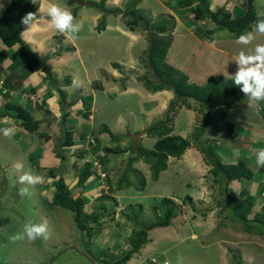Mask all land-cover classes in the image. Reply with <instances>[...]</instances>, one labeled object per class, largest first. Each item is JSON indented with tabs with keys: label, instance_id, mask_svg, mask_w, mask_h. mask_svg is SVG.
<instances>
[{
	"label": "rangeland",
	"instance_id": "1",
	"mask_svg": "<svg viewBox=\"0 0 264 264\" xmlns=\"http://www.w3.org/2000/svg\"><path fill=\"white\" fill-rule=\"evenodd\" d=\"M87 1L92 0H84L83 3H81L82 5H79L77 2H73V4L74 6H77L78 9L80 6H87ZM160 1L161 0H141L140 3H138L137 8L144 10L145 15H151L152 17L157 15H167L169 13L174 17L176 24L178 20H176L170 10L167 11L163 8L158 10L161 7L159 5ZM213 1L214 0H208L209 3H213ZM128 3L129 0H110V2H105L104 6L108 8L118 7L123 11L127 8ZM238 7L241 9L240 6L235 5L234 11L238 9ZM254 7L258 14L264 13V0L254 3ZM90 8L96 10L93 7ZM184 9L187 10L186 8ZM223 11L226 10H221V12ZM243 11L236 15L239 16ZM217 12H220V10L218 9ZM98 13L99 17L96 22H98L103 14L102 12ZM107 16L115 17V20L118 23L120 22L127 30H129L124 23V16L122 13L114 15L113 12H108L106 13V21ZM189 18L195 23V27L205 26L202 24V22L205 21L197 19L196 13ZM81 22L84 25L82 31H80L74 38L73 36L68 35L70 36L69 38L76 43V46L73 45L77 48V52L63 51L61 53V59H66L67 63L74 67L73 74L83 81L85 86L88 85L90 88L91 85L88 81L91 80L95 84L96 80L94 77L101 72V69L103 70V67L101 66H104L108 60H112L115 63L111 65L116 72V75H113L114 80L112 79L115 83L114 85L124 87L126 84L125 81H127L129 76L137 79L143 84V82L138 79V76L142 77L147 74V69L142 63V58L145 57L147 52L146 48L148 46L147 31L138 28L132 31L129 30L131 33L129 38L120 33H111L100 36V34H96L89 29L88 21L82 20ZM210 25H213V23H208L209 27ZM213 28H215V26H213ZM222 30L229 32L226 28ZM197 33L200 35L199 31ZM51 34H53V37L46 42L44 49H53L50 51H54L59 47L70 45V41L66 37H63V34L60 35L54 27H52ZM128 39L130 42H128ZM257 43H264V36L257 35L256 39L251 44L245 45V50L247 51L248 49L253 48ZM132 44L134 45L131 48H128ZM46 54H43V56ZM129 54H134V56H130ZM131 61L134 62L131 64L129 63ZM63 64L64 65H61L60 68L57 67L56 71L55 68H51L53 75L60 82L64 81L65 76H70L72 81V76L66 75L69 72L68 69L65 70V67L68 66H66L65 63ZM131 65L133 67H131ZM84 68L87 69L85 70ZM149 74V78L153 79L152 73ZM136 75L138 76L134 77ZM98 82L99 81L97 80V83ZM108 91L110 93L109 97L113 98L112 100L106 95V93H102L101 90H96L94 96H91L90 94L88 95L84 92L83 100L91 104L93 107L97 106L98 108V111H96L97 109L92 111L94 118L89 116L86 119L87 122L85 123L86 127L84 130L88 133L87 136L90 134V137H92L95 140V143H97L95 135L98 133V130H94L92 127L96 128L101 126L99 123L100 121H105V123H110V125L116 127V118L119 116L120 122L125 123L127 127L123 129L122 132L115 133L114 136L103 134L98 136V138L103 145L106 142H110L112 146H116V144L123 139L126 140L127 145H132V139L127 133L128 131L131 133L134 131V123L141 118L143 119L146 113L145 110H149L152 105L150 103L144 104L143 102H140L135 94L131 97V94L129 93L123 95L120 92L117 93V91ZM96 96L97 101L95 100ZM34 98L35 97L32 99ZM233 98V96L225 98L227 100L225 103V110L234 107ZM189 102L193 104L192 106L195 105L198 110L199 106L194 100H190ZM60 106L61 102L59 104L58 114L55 117H51V114L50 117L47 118V122L42 125L43 127L41 129L46 131V135L44 134L42 138H36L37 140H35L37 141L35 146L39 148L40 152L36 151L35 154H31L30 158H27V155H25V152L27 151L19 153V151L17 152L14 149V145L12 147L14 152L11 153V156L12 158L17 159L16 164L22 163L25 171L31 169L34 174L40 175L43 178L41 183L35 185L20 183L19 176L23 173L17 171L16 164L11 163L12 160H3L1 157L3 155L0 153V264H112L114 261L113 259L121 256L124 253V248H128V235L131 233L130 230L136 225H139L140 227L146 226L147 237L150 241L140 249L139 253L133 255L124 264H151L149 261L151 257H154L162 264L164 261H167L169 264H234L232 255L236 252L239 254L238 258L242 264H264V237L258 236L254 239L255 234L249 236L246 235L242 229L241 223L232 219L229 212L227 219H222L221 222H223V224L220 225L221 223L219 222L215 223V226H213V229L208 234L205 232L210 226L208 223L205 228L195 227V224L193 223L184 225L182 226V229H180L179 221H176L175 217L183 218L186 214H183L182 204L178 201L175 203L176 207H174L175 216L170 219L171 221L169 225L164 227H153L152 223L159 219L164 212V206L161 205L160 195L165 192L183 194L189 191V188L187 189L184 186L181 176L179 181L177 179H171V182H168L167 180L169 179L164 180V178H162L164 175H160L157 180L153 181L151 178L147 181V184L144 187V192H137L135 190L139 189L133 186L129 187L126 183H124L121 188H125L124 190L118 191V193L115 192L118 189L110 191L107 189V183L105 181L109 178L118 180L123 173V170L128 166V156L125 157L126 154L108 153L106 155L108 160L117 157L121 158L119 160L116 159V164L119 165V169H117L116 172L117 178L115 177L114 179L113 177L114 170H110V172L106 173V180H102V189L100 190V193H98L97 196H95V193H92L94 197L86 196L88 193H91V191H84V189L81 190L76 186V170L79 166H82L86 160H89L91 152H89L88 149L91 143L86 144L87 148L84 149L85 154L82 153L80 156L79 153L82 151L79 149L81 141L76 139V131L72 130L74 144L70 147H63L64 151L60 149V141L56 142L55 140L57 137V130H61ZM178 107L174 106V108L170 110V106L168 105L167 110L165 111L166 115L171 116V119L174 120L177 110L179 109ZM214 107L219 109H215L216 111H220L222 105H215ZM141 110H144V112ZM197 110L195 111V114L199 117V122L202 115L199 110ZM177 119L179 125H182L185 124L183 122L186 120V116L180 112ZM75 121L76 120H74V122ZM67 125L73 129H80L78 126H74V124ZM149 126L150 125H148L147 128H149ZM181 128V126L180 128H177L178 133H180ZM39 132L41 131L39 130ZM60 134L61 140L62 133ZM86 137L84 138V142ZM152 139L153 137L150 135L149 138L145 139L143 144L140 143V141L138 144L147 148H152ZM114 142H116L115 145H113ZM100 147L101 146H98L97 150ZM225 148L226 146H221V150H218L217 153L220 157L221 155L226 156V153L222 152ZM20 149H23V147H20ZM43 151L46 156L40 159V154ZM57 152H59V155L56 154ZM30 153L31 152L28 154ZM102 154V151L97 153L99 156H102ZM97 155H91V159ZM70 156H72V158H70ZM76 157L78 158L77 160ZM138 166L140 167V165ZM127 168L130 183H133L134 185L137 184L136 181H138V179L134 176L131 169H129V166ZM50 169H54L55 174L65 176L64 178L67 180L68 187L72 190L73 194L75 196L81 195L85 199V212H101L100 220L102 221V225L100 227L93 226L91 228L92 231L91 229L82 231L76 226L71 210L53 205L50 202V197L53 192V186L51 183L52 176L49 174ZM254 178H258V174H255ZM211 179V182L210 177L207 181L209 184L212 183L213 187L216 185L217 191L213 193L214 198L210 205L215 204L216 200H220L221 206L224 204L228 206V193L225 194L223 189L220 190L222 185L219 187V185L213 181V176ZM262 181L263 180H260L257 183L260 185V191L264 186ZM236 184L239 187L241 186V183L239 182H236ZM25 187L28 188L29 194L22 196L21 189ZM260 191L258 190L257 194L253 197L255 201L258 199V193H260ZM240 192L239 188L234 189L235 195H239ZM102 193H105L107 196L103 199H99V197L103 195ZM117 194H121L122 197H115ZM128 194H133L134 197H126ZM189 203L192 207V211H195L193 207L196 206H194L192 201ZM130 204L135 205L133 206ZM215 208L213 207V209ZM205 211L207 213L208 208H206ZM226 212L227 211L225 210L223 214ZM29 220L37 223L46 221L48 238H37L30 241L25 237L24 239L15 242L10 240L12 235L22 232L24 224ZM227 227H229L228 230H226ZM193 230L196 231L198 235V238L196 239L188 237ZM165 235H170L171 237L165 238Z\"/></svg>",
	"mask_w": 264,
	"mask_h": 264
},
{
	"label": "crops",
	"instance_id": "2",
	"mask_svg": "<svg viewBox=\"0 0 264 264\" xmlns=\"http://www.w3.org/2000/svg\"><path fill=\"white\" fill-rule=\"evenodd\" d=\"M107 1L110 2V0H106V2ZM258 1L260 0H255L254 3ZM9 2L10 0H0L1 13ZM49 2L58 3L62 7H65L70 11H72L73 7H75L73 2H71L70 0H39V5L36 10L37 19L39 20L36 22L34 29L33 30L24 29L20 33L22 39L25 42H27L32 48V50L35 51L39 56H43V54H46L48 51L53 50V49L50 50L44 49V45L46 44V42L53 37V34H51L53 26L50 23V17L47 16V11H46ZM41 4H43V8L39 12L38 9ZM234 4L236 6H240L242 10L238 7V9L234 11V6H235ZM159 5L161 7L158 10L162 8L166 9L167 11L170 10L171 13H173V15L175 16L176 20L179 21V22L177 21V23L175 24V28H174L175 30L173 31V40L168 49L166 59L171 65L182 70L188 76L190 82L196 84H203L207 81V79L210 76L223 75L225 77H229V75H232L237 71V64L234 61V59L237 57L238 53L241 50L244 51L246 50H245V45L236 43L237 37L235 33L230 31L225 32L222 29H217L214 30L212 33H210L208 29H212L214 24L210 25L209 27L208 23L212 24V22L209 19H205V18H201V19L199 18L201 21H205L202 22V24L205 25L204 27L202 26L195 27L196 26L195 23H193L189 18L195 13L197 17V12L195 11V8H193L192 6V7H188L187 10L185 9L178 10L177 0H161ZM209 5L211 10H213L217 14L218 13L221 14L225 12V11L221 12V10L225 9L226 11L231 12L233 16H237L236 15L237 13L239 12L241 13L246 8L245 0H214L213 3H209ZM218 9L220 10V12H217ZM98 12L99 11L93 10L88 6H80L76 12L75 22H81L82 20L88 21L89 29H91V31H93L96 34H100V36L108 35L111 33L112 34L120 33L121 35H124L128 38L130 37L131 35V33L129 32L130 29L127 30L124 27V25H122L120 22L118 23L115 20L116 18L112 16H107L105 28L102 31H97L95 27L97 24L96 22L97 18L99 17ZM198 31L200 35H198L197 33ZM61 34H63V37H66L70 41L69 43L71 46L74 45L76 46V43L72 41L71 38H69L70 36H68L69 35L68 33H60V35ZM128 42H130L129 39ZM133 45L134 44L130 45L128 48H131ZM75 46L73 51L77 52V48ZM16 49H17V45H13L11 47L6 46L3 43V41L0 39V79L3 80V84L0 86V109L1 107L4 106L6 102L16 103L25 107L31 112L32 116L37 121H39V130L42 132V134H45L46 131L41 129L43 127L42 125L45 124V122H47V118L50 117L51 114H52L51 117H55L59 112L58 93L55 91V89H49L47 84H45L44 73L41 70L38 69L32 72H27L24 64L20 63L18 60H14L13 53L15 52ZM61 55L50 58L48 60V64L52 69L55 68V71L57 67L60 68L61 65H64L63 63H65V65L68 66L65 67V70L68 69L69 72L66 75H71L72 81L70 86L67 85L64 86L63 88L68 93L69 99H71V95L75 92L74 90L77 88L81 89L82 96L84 92L88 95L90 94L91 96H94L96 90H101L102 93H106V95H108L109 97L110 93L108 90H112V92L117 91V93L120 92L123 95L125 93H129L131 94V97H133L132 95L135 94L140 102H143L144 104L150 103L152 105L149 108V110H145L146 113L144 115V118L139 119L133 125L134 131L132 133H135L137 131L145 132L143 135L137 138L136 142L140 141V143L143 144L145 139L149 138L150 136L146 133V128L148 127V125H151L152 123H156L157 121L164 119L166 115L165 111L167 110V107L174 96L171 90L163 89L156 92L149 91L147 88L144 87V85L140 81L134 79L131 76H129L127 81H125L126 84L124 87L121 86L118 87L117 85H114L115 83L113 81L114 80L113 75H116V72L111 65L115 63L112 60H108L104 66H101L103 67V70L101 69L100 73L96 74V76L94 75L95 76L94 78L96 80L95 84L91 80L88 81L91 85V87L89 88L88 85L85 86L83 81H81L73 74L74 67L70 66L69 63H67L66 59L64 60L63 58L61 59ZM129 55L134 56V54L132 55L129 54ZM62 60L63 62L61 63ZM133 62L134 61H131L129 63L132 64ZM131 67L133 66L131 65ZM84 69L86 70L87 68ZM137 76L138 75L134 77ZM97 80L99 81L98 83ZM240 95L233 96L234 107L232 109L227 108L225 110L226 118L230 122H232L235 126L234 134L226 135L222 132L212 131L207 135V140L216 144L217 152L218 150H221L220 149L221 146H226L225 150H222V152L226 153V156H222V155L221 157L219 156L220 161L222 163H226V164L235 163L240 159L247 163V166L254 173L253 176L255 174L256 175L258 174V178L253 177L251 180L241 179L240 181H231L228 185L232 187L233 191L234 189L239 188L241 191L240 194L242 193L244 194V191L247 190L246 194L248 193L249 195L255 196L258 190L260 191L259 189L260 185L257 183L260 180H263L262 183H264V167L257 166L255 161V156L253 155V152L255 150L264 147V120H262L255 103L250 102L249 99L245 98L244 95L241 96ZM31 97H35V98L32 99ZM110 99L112 100L113 98L111 97ZM95 100L97 101V96ZM190 100L193 101L192 99ZM190 100H188V104H189L188 106H184V105L179 106L178 107L179 109L177 110V114L174 117L175 119L172 120L171 122L169 121L168 124L172 126V132H171L172 134H178L182 137L188 138L191 132L193 131V128L199 123L198 122L199 117H197L195 114V111L197 110L196 106L195 105L192 106L193 104L189 102ZM226 101H227L226 99L222 101L223 108H226L225 106ZM198 106H197L198 110L201 113L202 110L200 109V105L198 104ZM95 109H97L96 111H98L97 106L93 107L90 104V110H91L90 116H92L93 118L94 115L92 114V111ZM84 110L85 109L83 108V98L78 99L77 102H75L73 105L67 108V111L69 112V115L67 116L68 119L67 123L69 125L74 124V126L76 125L80 128V129L71 128L72 130L76 131V136H75L76 139L81 141L80 146L81 145L82 146L81 147L79 146V149L82 151L79 153L80 155L82 153L85 154L84 149L87 148L86 140L84 142V138L88 135V133H86L84 130L86 127L85 123L87 121L82 117ZM141 111L144 112V110ZM180 112H182L186 116V120L183 122L185 124L182 125L181 124L179 125V121L177 119L178 114ZM74 120L76 121L74 122ZM99 123L101 126L96 128L92 127V129L100 131V133H97L95 135V138L97 139L98 145L100 144L99 146L101 147L94 154L97 155L99 151H102L104 153L103 151L104 147L115 148V147H125L127 145L126 140L124 139L117 144L116 142H114L113 145L116 144V146H112L110 142H106L103 145L102 142H100L101 140L98 138V136H101L103 134H108L107 132L104 131L103 128H101L102 125L107 126V128L113 134L111 136H114L115 133L122 132V130L127 127L125 123L120 122L119 116L116 118V123H115L116 127H113L112 125H110V123H105V121H100ZM180 126L182 128L180 129V133H178L177 128H180ZM5 127L11 128L12 134L5 136L2 133H0V153L3 155L1 156L3 160L6 161L12 160L11 163L16 164L17 159L12 158L11 156V153L14 152V150H12L13 145H14V149L17 152L19 151V153H23L27 151L25 152L27 158L28 157L30 158L31 154H35L36 151H39V148L35 146V143L37 142L35 140H37L36 138L39 139L42 137H39L37 132L29 133L21 126L20 122L17 119L7 114L0 116V128H5ZM60 133L62 132L60 129H58L56 132L57 134L56 135L57 137L55 139L56 142L60 141L61 138ZM132 133L128 131L127 135L129 136V134ZM154 141L155 139L153 138L152 146L154 144ZM20 147H23V149H20ZM62 151H64L63 148ZM29 152L31 153L28 154ZM70 153H74V152H70ZM103 155L104 154H102V156ZM44 156H46V154L43 151L40 154V159L44 158ZM104 156L106 157V155ZM127 156L128 155H126L125 157ZM70 158H72V156H70ZM77 159L78 158L76 157V160ZM116 159L119 160L121 158L117 157L115 159L113 158L112 160H108L106 157V163H104V166H102L104 170L106 168L105 171L107 172H110V170L111 171L114 170L113 171L114 179L115 177L117 178L116 172L117 169H119L118 168L119 165L116 164L117 161ZM138 165H140V167ZM132 167L137 168V170L142 174V176H144L145 185H146L147 181L151 179V171L149 164L144 162L142 159H140L134 162L132 164ZM210 168L211 166L205 162L203 154L191 142L189 147L180 157L169 156L167 160L166 168L160 171L158 175V177L160 175H164L162 178H164V180L169 179L167 180L168 182H171V179H177L179 181V178L181 176V180L183 181L184 186L187 189L189 188V191L183 194H174L172 192H165L160 195L161 198L168 197L171 198L175 203L180 201V203L182 204L183 214L186 215L183 216V218L175 217V220L179 221L180 229H182V226L184 225H189L193 223L195 224V227L205 228V226L208 223L210 226L208 227V230H205L206 234H208L213 229V226H215V223L219 222L221 223L220 225H222L223 224V222H221L222 219L223 218L227 219L228 212L223 214L225 212L223 206L217 207L216 202L218 200H216L215 202L216 208L214 204L210 205L213 202V198H214L213 193L217 191L216 185L215 187H213L212 183L209 184V182L207 181L209 180V177H210V182L212 181L211 179L212 175L209 173ZM109 179L112 182V184H115V180H117V179L113 180L111 178ZM65 181L67 180L65 179ZM236 182L241 183V186L239 187L236 184ZM224 186L225 185L223 184L220 190H222ZM101 189H102V180L99 178L97 174H95L88 178L86 182V188H84V191L85 190H87L88 192L91 191V193H88L86 196L94 197L92 193H95V196H97V194L100 193ZM124 189L125 188L123 189L120 188L115 192L118 193V191ZM144 190L145 188H143L142 190H135V191L144 192ZM263 191H264V186L261 189L260 193H258L259 196L254 204L253 213L254 211H259L261 205L264 204V199L262 198L261 195ZM117 196L122 197L121 194L119 195L117 194L115 197ZM126 197H134V195L128 194L126 195ZM187 197L191 198L192 203L194 204V206H196L195 211H192V207L189 203L190 201L186 199ZM130 205L134 206L135 204H130ZM213 207L215 209H213ZM206 208H208L207 213L205 211ZM228 229L229 227H227L226 230ZM245 234L248 236L251 235L250 233H246V232ZM168 237L171 236L165 235V238ZM188 237H190L191 239H196L198 238V235L196 231L193 230L192 232H190ZM255 237H258V235H255L254 239ZM124 250H126V248H124Z\"/></svg>",
	"mask_w": 264,
	"mask_h": 264
},
{
	"label": "trees",
	"instance_id": "3",
	"mask_svg": "<svg viewBox=\"0 0 264 264\" xmlns=\"http://www.w3.org/2000/svg\"><path fill=\"white\" fill-rule=\"evenodd\" d=\"M70 1L82 5L81 3H83L84 0ZM140 1L141 0H129L127 8L123 11L118 7H105L106 0H92L87 1L86 4L88 7H93L97 11L103 13L96 24L95 28L97 31H102L105 28L106 13L108 12H113L114 15L122 13L124 16V23L130 30L136 28L143 31L146 30L148 46L146 48L147 52L145 57L142 58V63L147 69V74L142 77L138 76V79L143 82L144 86L149 91L156 92L163 89L171 90L174 96L169 103L170 110L173 109L174 106H188V100L193 99L200 105L202 117L199 123L193 128L188 138L178 134H172V126L168 124V121H172V117L165 115L166 119L164 117L163 120L152 123L149 128H147V134L155 139L152 148H146L138 144V142H135L134 145H126L125 147H104V155L108 153L128 155L127 163L129 169H131L134 176L138 179V181L135 180L137 184L134 185L130 183L127 166L118 180H116L115 184H112V182L107 179V189L115 191L116 189L122 188V185L126 183L127 186L132 185L142 190L145 186V178L137 169L132 168L134 162L142 159L144 162L148 163L151 171V178L155 180L160 171L166 168L168 157H180L192 142L203 154L205 162L211 166L209 173L213 176V181H215L219 187L220 185H225L223 190L225 194L228 193L229 202L227 203L228 206L225 204L223 205V209L230 213L232 219L241 223L244 232L264 237V205L261 206L259 211H254L253 213V207L257 201L253 199L254 196L248 193L246 194L247 190L244 191V194L235 195L232 187L228 186L231 181H240L241 179L251 180L254 177L253 171L247 166L245 161L240 159L235 163H222L217 154L216 144L207 140V135L212 131L222 132L226 135L234 134L235 126L226 118V112L223 106L220 108V111H216L219 109L214 106L222 105V101L229 96L240 94L245 96V94L229 77L223 75L210 76L203 84L190 82L188 76L182 70L171 65L166 59L168 49L173 40V30L175 27L174 17L169 13L167 15H157L155 17L145 15L144 10L137 8ZM254 1L255 0H245L246 8L239 16H233L229 11L217 14L211 10L208 0H177V9H187L193 6L197 12L198 19H209L214 24L215 28L208 29L210 33L216 29L226 28L230 32L235 33L236 37H238L241 33L245 32V30L251 29L257 18L258 13L254 7ZM38 5L39 0H37V4H33L31 0H10L0 15V39L6 46L11 47L17 45V49L13 53L14 60H18L20 63L24 64L27 72L38 69L41 70L44 73L45 84H47L49 89H55L59 94V104L61 102L60 119L62 132V139L60 140L59 147L62 149L63 147H70L74 144L72 129L67 125V116L69 115L67 108L77 102L78 99H82L83 96L81 94V89L77 88L71 95V99H69L68 93L63 87L71 84V77L65 76L64 81L60 82L55 78L48 64L49 58L59 56L63 51H73L74 46L66 45L48 52L45 56H39L20 35L21 31L25 29V26L21 23L22 17L28 12H36ZM71 12L75 17L77 6H75ZM149 73H152L153 79L149 78ZM245 98L247 97L245 96ZM255 105L262 120H264V101L258 104L255 103ZM83 108L85 110L82 117L87 119L91 110L90 104L85 100H83ZM5 114L17 119L26 131L32 133L37 132L39 137L44 136V134L38 132L39 121H37L25 107L16 103L6 102L0 109V116ZM102 128L108 134L113 135L106 125H103ZM98 133H100V131H98ZM98 146V142L96 146L90 145L88 151L96 153L98 151ZM56 154L59 155V152ZM104 155L98 157L101 169H103L102 166L106 163V157ZM96 169L91 159L86 160L83 165L79 166L76 170V186L81 190L86 188L88 178L97 174ZM54 171V169H50L49 171L50 176H52L51 183L53 186L50 202L53 205L71 210L73 213V220L78 229L86 231L93 226L100 227L102 225V221L100 220L101 212H85V199L81 195L75 196L68 187L64 176L55 174ZM105 172L108 173L107 171ZM106 196L107 195L104 193L99 199H103ZM262 198L264 199V194ZM186 199L190 202L192 201L191 198L187 197ZM160 200L161 205L164 206V212L159 219L152 223L153 227L168 226L171 221L170 219L175 216V202L168 197H163ZM216 204L217 207L221 206V201L218 200ZM193 208L195 209V207ZM145 227L136 225L131 229V233L128 237L129 247L123 251L124 253L121 256H118L116 259L114 258L112 264L126 263L133 255L139 253L140 249L149 241ZM238 257L239 254H237V252L232 255L234 264H242Z\"/></svg>",
	"mask_w": 264,
	"mask_h": 264
},
{
	"label": "clouds",
	"instance_id": "4",
	"mask_svg": "<svg viewBox=\"0 0 264 264\" xmlns=\"http://www.w3.org/2000/svg\"><path fill=\"white\" fill-rule=\"evenodd\" d=\"M31 2L37 4V0H31ZM42 8L43 4L39 6L38 11L40 12ZM46 11L47 16L50 17L51 25L60 33H68L74 38L84 27L82 22H75V17L70 10L62 7L58 3L49 2ZM38 20L36 12H28L22 17L21 23L25 26V29L33 30ZM257 35L264 36V13H259L257 15L251 29L241 33L236 38V43L249 45L256 39ZM234 61L237 64V71L229 75V78L240 88L250 102L258 104L264 101V43H257L253 48L247 51L241 50ZM0 133L8 136L12 134V129L8 127L0 128ZM91 155H94V153L91 152L90 157ZM253 155L255 156L257 166L264 167V148L255 150ZM96 157H99V155ZM16 169L23 173L19 176V181L22 184L35 185L41 183L43 180L40 175L34 174L31 169L25 171L22 163H17ZM28 194L29 190L27 187L21 189L22 196ZM263 194L264 191L261 195ZM25 237L30 241L37 238L47 239V222L37 223L29 220L24 224L22 232L12 235L10 240L15 242Z\"/></svg>",
	"mask_w": 264,
	"mask_h": 264
},
{
	"label": "built area",
	"instance_id": "5",
	"mask_svg": "<svg viewBox=\"0 0 264 264\" xmlns=\"http://www.w3.org/2000/svg\"><path fill=\"white\" fill-rule=\"evenodd\" d=\"M2 84H3V80L0 79V86ZM31 98H33V97H31ZM90 136L91 135L89 134V136L86 137V144L91 143V146H94L96 144L95 140ZM89 159H91V157H89ZM91 161H92L93 165L97 168L96 170H97V175L99 176V178L101 180L105 181L106 180V172L101 169V164L99 162L98 157H93L91 159ZM105 182L107 183V181H105ZM107 188H108V185H107ZM150 262L152 264H162L161 262H158L155 258H151ZM163 264H169V263L167 261H164Z\"/></svg>",
	"mask_w": 264,
	"mask_h": 264
},
{
	"label": "water",
	"instance_id": "6",
	"mask_svg": "<svg viewBox=\"0 0 264 264\" xmlns=\"http://www.w3.org/2000/svg\"><path fill=\"white\" fill-rule=\"evenodd\" d=\"M145 132L144 131H139V132H136L134 134H129L130 135V138L132 139V145L135 144L137 138L141 135H143ZM215 205V204H214ZM216 206V205H215Z\"/></svg>",
	"mask_w": 264,
	"mask_h": 264
}]
</instances>
